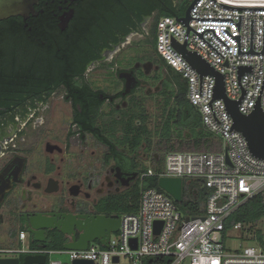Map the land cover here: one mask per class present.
Wrapping results in <instances>:
<instances>
[{
    "label": "flooded vegetation",
    "instance_id": "flooded-vegetation-1",
    "mask_svg": "<svg viewBox=\"0 0 264 264\" xmlns=\"http://www.w3.org/2000/svg\"><path fill=\"white\" fill-rule=\"evenodd\" d=\"M177 1L39 0L0 26V247L24 248L19 264L51 245L33 241L29 217H121L140 173L193 137L187 123L204 131L152 44Z\"/></svg>",
    "mask_w": 264,
    "mask_h": 264
},
{
    "label": "built area",
    "instance_id": "built-area-1",
    "mask_svg": "<svg viewBox=\"0 0 264 264\" xmlns=\"http://www.w3.org/2000/svg\"><path fill=\"white\" fill-rule=\"evenodd\" d=\"M178 18L157 21L155 48L185 82L188 103L198 111L209 139L221 149L169 151L163 165L141 172L137 209L121 215L117 238L110 236L107 248L95 241L86 250L30 253L64 254L71 262L93 264H264V249L255 242L226 249L225 239L232 231L238 234L240 223L224 235L226 219L264 191V159L253 156L243 135L233 129L225 100L215 98V77L201 76L175 47L184 45L222 76L225 98L239 102L241 115L249 116L257 106L264 113V0H198L187 24ZM154 177L199 182L207 193L200 214L185 217L167 193L144 186L146 178ZM156 222L162 223L158 233ZM23 249L0 247V258L26 253Z\"/></svg>",
    "mask_w": 264,
    "mask_h": 264
},
{
    "label": "water",
    "instance_id": "water-1",
    "mask_svg": "<svg viewBox=\"0 0 264 264\" xmlns=\"http://www.w3.org/2000/svg\"><path fill=\"white\" fill-rule=\"evenodd\" d=\"M198 0H192L185 11L184 17L178 18V21L187 24L189 21V11L193 4ZM39 0H0V22L12 17L29 14L36 15L34 6ZM175 47L183 58L201 75H211L216 79L215 98L225 100L228 112L233 119V129L240 132L245 138L248 148L253 156L258 159H264V113L259 106L249 116H243L238 111L239 102L226 100L224 95L223 78L210 68L196 54L187 52L185 46L175 44ZM244 69L241 70V73ZM247 70V69H246ZM159 189L167 193L176 203L182 201L183 182L180 178L161 177L157 181ZM188 219H186L187 221ZM120 226V216L98 215L76 219L71 216H61L51 219L47 217H29L26 220V227L32 235L33 241L37 243L55 244L62 241V249L68 251L86 250L90 243L98 241L103 247H108V241L111 233H116ZM162 223H155V232L158 233ZM57 232L62 236L54 238L50 233ZM47 237L49 240H47ZM135 241L132 247L135 248ZM46 246V245H45ZM43 246L42 250L45 249ZM55 251V250H51ZM49 254L31 253L27 254L21 264H49L46 259ZM114 261H117L115 258ZM0 264H19L17 258H0ZM71 264H93L91 261L75 260Z\"/></svg>",
    "mask_w": 264,
    "mask_h": 264
},
{
    "label": "trees",
    "instance_id": "trees-1",
    "mask_svg": "<svg viewBox=\"0 0 264 264\" xmlns=\"http://www.w3.org/2000/svg\"><path fill=\"white\" fill-rule=\"evenodd\" d=\"M189 0H181L179 4L173 5L168 2V9H161L155 18L152 28V44L155 48V26L157 21L161 17H182V13L185 12L188 7ZM18 18H11L9 20H4L0 22V26L8 21H18ZM0 28V38H4L5 32ZM127 32V30H123ZM180 77V75H179ZM181 93L179 94V103L186 104V84L184 82L181 88ZM188 104V103H187ZM169 131L171 133V125L167 126V130L164 135L169 136ZM174 144L175 149L173 151H192V152H215L221 149V146L209 139L208 135H203V133L198 134L195 138L189 140H180L182 136ZM180 148V150H177ZM146 171V170H144ZM144 186L152 187L157 190V178H146L144 181ZM139 184H137L132 193L131 200L125 197L121 199V214L132 213L137 209L138 196H139ZM207 193L199 182H183L182 189V201L177 205L181 214L185 217L194 216L200 214L201 205L206 199ZM261 218H264V191L258 193L254 197L248 199L241 206H239L225 221L224 235L232 230L233 226L237 223L242 225V228L238 231V238L241 242H255L259 245L263 243V236L261 232L256 229V223ZM252 236V237H250ZM62 241H57L55 244L46 245L44 248L48 250H60L62 249ZM149 261H156V259H149Z\"/></svg>",
    "mask_w": 264,
    "mask_h": 264
},
{
    "label": "rangeland",
    "instance_id": "rangeland-1",
    "mask_svg": "<svg viewBox=\"0 0 264 264\" xmlns=\"http://www.w3.org/2000/svg\"><path fill=\"white\" fill-rule=\"evenodd\" d=\"M180 1L181 0H178L177 3L179 4ZM191 2H192V0H189V4ZM189 4H188V6H189ZM184 15H185V12L182 13V17H184ZM146 102L148 103V100H146ZM147 113L148 114H150V113L152 114V111L151 110H147ZM200 122H201V120H200ZM187 129L188 130L191 129L192 135H193L192 138H195L198 135V133L193 131L194 130V125H191L190 122L187 123ZM202 133H203L204 136L208 135L205 130ZM174 144H175L174 142H171V144L167 148L166 152L173 151L175 149ZM177 150H180V148H178ZM161 165H163V162L161 163ZM161 165L152 166V167L157 169V167L159 168ZM184 183H187V179L184 180ZM123 197L127 198L128 200H131L132 195L129 192L128 194H126ZM255 227H256V229H258L261 232V234L263 236V243L261 245H259V246H261L264 249V218H261L259 221H257ZM110 236L114 240L117 238V234L116 233H111ZM237 237H238L237 232H234V231L230 232L229 238L225 239V247H226L227 250L232 251V250H235V249H239L241 246L250 245V242H240V241H238ZM47 258H48L49 262L50 261H59L61 264H71V261L68 258V255H64V254H50V255H48Z\"/></svg>",
    "mask_w": 264,
    "mask_h": 264
}]
</instances>
